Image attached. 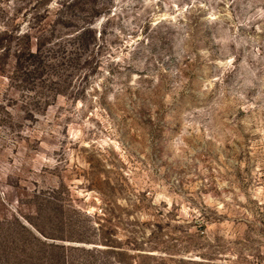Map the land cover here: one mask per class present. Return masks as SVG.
I'll return each instance as SVG.
<instances>
[{"label":"rangeland","instance_id":"rangeland-1","mask_svg":"<svg viewBox=\"0 0 264 264\" xmlns=\"http://www.w3.org/2000/svg\"><path fill=\"white\" fill-rule=\"evenodd\" d=\"M21 224L94 249L69 264H264V0H0L2 242Z\"/></svg>","mask_w":264,"mask_h":264},{"label":"trees","instance_id":"trees-1","mask_svg":"<svg viewBox=\"0 0 264 264\" xmlns=\"http://www.w3.org/2000/svg\"><path fill=\"white\" fill-rule=\"evenodd\" d=\"M89 26H84L75 36L79 40H82L84 36L88 32H93ZM56 44V43H55ZM59 46L57 50H60L61 44L57 43ZM87 45H81L78 49L82 50L85 49ZM40 50L41 47L38 46L35 52ZM69 48L63 49L64 53H66ZM59 52V51H58ZM57 52V53H58ZM33 54H38L34 53ZM58 56L53 59V62L49 63L46 62L47 66L53 68H59L60 66H64L63 61L65 60L66 56ZM48 73V72H47ZM50 73V72H49ZM56 74H52L54 76ZM21 227L28 233L31 242H27L24 239L21 241L11 243L2 242V238L0 236V264H69L70 257L72 255H68L69 251L74 252H92L90 250H94L92 248H86L83 246L77 245H67L63 242H48V240L41 238L38 236L33 230L27 227L24 224H21ZM104 254V252H108L107 250H98ZM73 258V257H72ZM88 260V259H87ZM74 261H78L75 260ZM85 264V262L83 263Z\"/></svg>","mask_w":264,"mask_h":264}]
</instances>
